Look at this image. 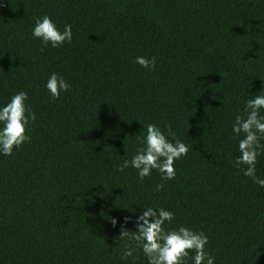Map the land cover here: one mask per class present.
Instances as JSON below:
<instances>
[{"label": "trees", "instance_id": "obj_1", "mask_svg": "<svg viewBox=\"0 0 264 264\" xmlns=\"http://www.w3.org/2000/svg\"><path fill=\"white\" fill-rule=\"evenodd\" d=\"M44 15L71 41L33 38ZM52 72L71 85L56 99ZM262 86L264 0H0V105L23 90L36 115L0 155V264H147L119 233L148 206L173 212L165 230L203 232L215 264H264V188L234 166L232 133ZM147 123L188 146L172 180L121 170Z\"/></svg>", "mask_w": 264, "mask_h": 264}, {"label": "clouds", "instance_id": "obj_2", "mask_svg": "<svg viewBox=\"0 0 264 264\" xmlns=\"http://www.w3.org/2000/svg\"><path fill=\"white\" fill-rule=\"evenodd\" d=\"M33 38L38 39L44 46L58 48L64 42L72 39L70 24H65L63 30L57 28L52 19L44 15L36 18L31 30ZM135 62L145 69L155 66V57L137 56ZM45 89L52 99L71 88L63 76L52 72L45 84ZM261 89H264L262 86ZM27 93L20 90L13 94L10 100L0 105V155L9 156L14 148H19L29 137L26 129L30 121L36 119L35 113L25 103ZM264 92L251 95L244 106L245 116L237 115L232 125V133L238 139L239 156L236 157L235 167L239 168L245 177H249L259 187L264 188V178L257 176L256 158L264 151ZM145 130L142 146L138 147L131 160H124L121 170L131 166L138 177L143 180L157 170L162 181L174 179L176 172L174 161L179 160L188 152V146L170 130L165 132L154 123L143 125ZM174 141V142H173ZM162 184L156 185L159 191ZM173 212L165 208L143 207L135 218V231L127 230L121 225L119 237L135 241L146 257L147 264H186L191 258V264H215V258L206 250L208 237L199 231L180 225L178 228L165 230L164 225L171 223ZM128 218H125V223ZM113 225L116 220L112 221ZM134 249L126 246L122 258L132 256Z\"/></svg>", "mask_w": 264, "mask_h": 264}]
</instances>
